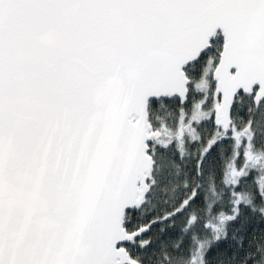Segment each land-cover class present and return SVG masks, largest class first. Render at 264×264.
I'll list each match as a JSON object with an SVG mask.
<instances>
[{"label": "snow or ice", "instance_id": "obj_1", "mask_svg": "<svg viewBox=\"0 0 264 264\" xmlns=\"http://www.w3.org/2000/svg\"><path fill=\"white\" fill-rule=\"evenodd\" d=\"M0 264H264V0H0Z\"/></svg>", "mask_w": 264, "mask_h": 264}]
</instances>
